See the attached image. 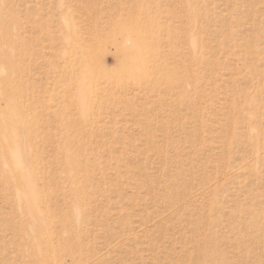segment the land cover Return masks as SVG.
<instances>
[{
  "label": "rangeland",
  "instance_id": "1",
  "mask_svg": "<svg viewBox=\"0 0 264 264\" xmlns=\"http://www.w3.org/2000/svg\"><path fill=\"white\" fill-rule=\"evenodd\" d=\"M0 10L44 218L33 228L0 181V264H264V0ZM83 61L96 72L85 116Z\"/></svg>",
  "mask_w": 264,
  "mask_h": 264
},
{
  "label": "bare ground",
  "instance_id": "2",
  "mask_svg": "<svg viewBox=\"0 0 264 264\" xmlns=\"http://www.w3.org/2000/svg\"><path fill=\"white\" fill-rule=\"evenodd\" d=\"M4 18L5 16H3L0 10V39L2 38L3 40H9L11 43H14V32L12 28H9L11 32L8 33L6 30L8 27L5 26ZM67 30L71 31L72 27L68 26ZM129 34L127 36H129ZM128 39L124 42H122L121 39V43H124L123 45H126L127 47L130 46L131 50L132 45L136 46V44L134 43V40ZM133 48L137 49L138 47L136 46ZM124 49H126V47ZM11 50H4V48H0V62L3 63V66L7 70L10 69L7 71V76H1L4 78L0 79V102L4 104V107H0V181L12 188H19L23 192L22 196L17 199V202L24 211L25 216L32 220L33 228H39L44 222L43 213L40 211L41 196L38 189H36L33 184V171L29 169L28 163L24 159L26 149L23 146L22 142L24 138L22 137L19 128L23 129L25 124L20 121L21 113L19 110L22 108V104L18 99L19 97L17 98L19 95L18 87L11 76L13 74L11 69L13 67V56ZM138 50L139 54H141L140 48H138ZM139 54L133 56L128 61H126V63L124 62L125 64L123 63L121 65L124 68V72L128 73H126L128 76L135 74L136 72H141L144 59L142 60V57H139ZM81 64H83L84 67L79 75L76 90L80 113L85 116L88 112V106L91 103L93 82L92 74L94 72L96 75V72L92 71V68H89L90 65L88 66L86 62L83 61ZM119 73H121V71ZM105 88L106 87H104V89ZM94 91H97V88H95ZM24 166L25 168H23ZM68 173H71V169L68 170ZM80 209V203L77 202L74 206V218L79 215L81 211ZM35 240L37 241V239ZM34 243L35 241L33 244ZM36 244L38 245L37 242ZM37 248H39V246H37ZM37 253L40 252L38 251Z\"/></svg>",
  "mask_w": 264,
  "mask_h": 264
}]
</instances>
